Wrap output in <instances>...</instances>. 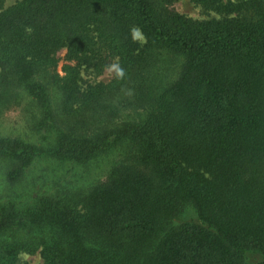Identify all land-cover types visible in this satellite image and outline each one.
<instances>
[{"label": "trees", "instance_id": "1", "mask_svg": "<svg viewBox=\"0 0 264 264\" xmlns=\"http://www.w3.org/2000/svg\"><path fill=\"white\" fill-rule=\"evenodd\" d=\"M177 1L0 0V264H264V0Z\"/></svg>", "mask_w": 264, "mask_h": 264}, {"label": "rangeland", "instance_id": "2", "mask_svg": "<svg viewBox=\"0 0 264 264\" xmlns=\"http://www.w3.org/2000/svg\"><path fill=\"white\" fill-rule=\"evenodd\" d=\"M14 1L16 0H7V3L11 4ZM170 9L174 10L178 14L190 17L194 20H210L219 18V15L203 10L198 5H195L191 0H179L174 3ZM113 72L114 67H110L109 69L105 70L102 76H100L97 80L108 82L112 78ZM20 261L25 264H43L37 255L22 254L20 256Z\"/></svg>", "mask_w": 264, "mask_h": 264}]
</instances>
